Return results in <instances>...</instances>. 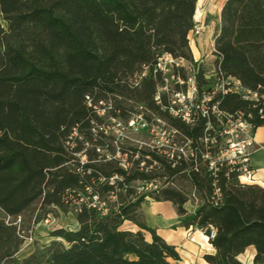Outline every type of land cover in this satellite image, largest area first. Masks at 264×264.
Segmentation results:
<instances>
[{"label":"trees","instance_id":"obj_1","mask_svg":"<svg viewBox=\"0 0 264 264\" xmlns=\"http://www.w3.org/2000/svg\"><path fill=\"white\" fill-rule=\"evenodd\" d=\"M196 2L0 0V264H179L175 246L146 222L147 198L171 201L184 227L215 229L209 263L245 264L238 256L252 245L253 264H264V187L216 160L217 118L198 113L186 123L168 111L166 94L155 101L159 76L140 78L162 52L192 58ZM213 55L223 76L256 97L217 92L208 105L224 122L264 125V0H224ZM199 84L210 88L202 74ZM136 115L168 123L177 139L133 144L113 129L118 119L131 130ZM69 212L75 227L17 255L31 238L25 229Z\"/></svg>","mask_w":264,"mask_h":264},{"label":"built area","instance_id":"obj_2","mask_svg":"<svg viewBox=\"0 0 264 264\" xmlns=\"http://www.w3.org/2000/svg\"><path fill=\"white\" fill-rule=\"evenodd\" d=\"M195 33H199V29H196ZM202 65L203 60L201 58H185L174 56L169 52H162L151 66H143L140 78L148 75L150 71L154 78L159 76L160 81L154 95L155 101L161 103V94H166L169 98L168 111L186 123H192L198 113L206 117L212 114L217 118L222 126L220 132L222 141L216 160L226 159L228 163L236 165L240 171L238 175L240 181L251 182L253 170L249 163V157L255 143L252 126L241 116L233 120L228 118L224 122V112L218 108L216 102L210 106L208 102L217 92H240L246 98L249 96L256 97V94H250V91H246L238 79L223 76L214 65L209 71L202 72ZM201 74L206 81L213 79V85L208 84L210 87L208 90H202V86L199 84ZM158 125L159 121L150 124L141 115H136L128 122V126L133 131H140L148 126L152 129ZM207 126L209 128L210 123ZM176 148L185 153L183 146ZM207 156L206 154L205 157ZM214 163L215 160H211L210 166H214ZM214 234L215 229L211 227L206 237L209 239Z\"/></svg>","mask_w":264,"mask_h":264},{"label":"rangeland","instance_id":"obj_3","mask_svg":"<svg viewBox=\"0 0 264 264\" xmlns=\"http://www.w3.org/2000/svg\"><path fill=\"white\" fill-rule=\"evenodd\" d=\"M224 0H197L194 12V27L188 33L189 45L191 52L194 50L196 53V58L207 57V60L203 61V70L202 72H207L212 69L214 65L209 60L211 58V54H213L214 47V37L218 33L220 26V11L221 6ZM1 24L6 28L7 24L4 20H0ZM199 29V33H195V30ZM199 53H197V49ZM192 57H194L192 53ZM208 84L213 85V79H209ZM206 84L202 85V90H206ZM113 125V129L117 132L125 133L133 144H170L171 139H175L177 136L174 135V131L168 123L159 120V125L155 128L140 131L127 130L123 126V122L121 120L115 119L110 120ZM177 139V138H176ZM160 185V182L156 183ZM157 185L154 183L141 186L142 190L149 191L155 188ZM198 200L193 202H188L186 205H195ZM194 203V204H192ZM76 225V221L72 213H59L57 215L49 214L46 219L38 222L30 229H25V234L31 236L25 239L22 244L18 256H23L32 251L35 246L42 247L47 244L52 237L49 235L50 231L59 228H73Z\"/></svg>","mask_w":264,"mask_h":264},{"label":"crops","instance_id":"obj_4","mask_svg":"<svg viewBox=\"0 0 264 264\" xmlns=\"http://www.w3.org/2000/svg\"><path fill=\"white\" fill-rule=\"evenodd\" d=\"M197 53H199L198 48ZM194 57L196 53L192 50ZM203 61L207 60L201 58ZM215 56L211 54L210 62L213 63ZM254 145L251 149L249 163L253 170V180L264 187V125L257 127L253 131ZM189 210H194V205H186ZM142 210L147 224L154 228L156 233L167 243L175 246L179 254V264H212L206 261L204 255L212 253L214 247L210 243L206 234L197 227H184L179 224L178 214L174 204L169 200H153L147 198L142 204ZM76 226V225H75ZM125 228L135 229L136 227L129 221L123 224ZM146 237L149 239L150 234ZM255 253L254 246H248L238 258L245 264H253Z\"/></svg>","mask_w":264,"mask_h":264}]
</instances>
